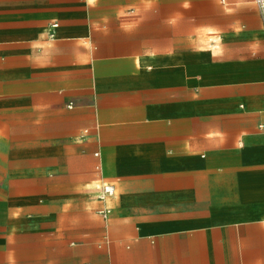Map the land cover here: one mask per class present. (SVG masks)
<instances>
[{"label":"crops","instance_id":"0c3cea01","mask_svg":"<svg viewBox=\"0 0 264 264\" xmlns=\"http://www.w3.org/2000/svg\"><path fill=\"white\" fill-rule=\"evenodd\" d=\"M0 264H264L253 0H0Z\"/></svg>","mask_w":264,"mask_h":264},{"label":"built area","instance_id":"2783aa9c","mask_svg":"<svg viewBox=\"0 0 264 264\" xmlns=\"http://www.w3.org/2000/svg\"><path fill=\"white\" fill-rule=\"evenodd\" d=\"M257 11L259 13V16L261 18L262 24L264 26V0H253ZM53 27H57L58 24L57 23H53L52 25ZM116 189L115 186L113 184H103L99 187L98 189V198L101 200H105L108 199L112 196L115 195ZM98 213L103 216L104 218H106L108 216L109 211L105 208L99 209Z\"/></svg>","mask_w":264,"mask_h":264}]
</instances>
